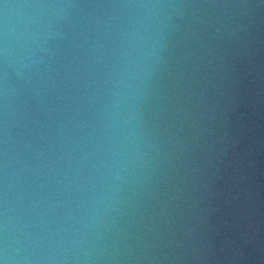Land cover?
Masks as SVG:
<instances>
[{
  "label": "water",
  "instance_id": "obj_1",
  "mask_svg": "<svg viewBox=\"0 0 264 264\" xmlns=\"http://www.w3.org/2000/svg\"><path fill=\"white\" fill-rule=\"evenodd\" d=\"M0 264H264V0H0Z\"/></svg>",
  "mask_w": 264,
  "mask_h": 264
}]
</instances>
